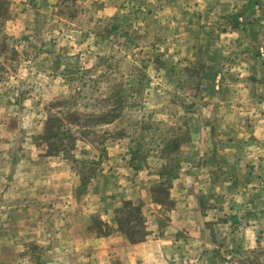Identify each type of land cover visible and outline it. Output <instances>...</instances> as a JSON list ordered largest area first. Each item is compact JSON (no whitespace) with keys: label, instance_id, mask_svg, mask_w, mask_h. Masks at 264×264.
Returning a JSON list of instances; mask_svg holds the SVG:
<instances>
[{"label":"rangeland","instance_id":"1","mask_svg":"<svg viewBox=\"0 0 264 264\" xmlns=\"http://www.w3.org/2000/svg\"><path fill=\"white\" fill-rule=\"evenodd\" d=\"M113 234L264 264V0H0V264H125Z\"/></svg>","mask_w":264,"mask_h":264},{"label":"crops","instance_id":"2","mask_svg":"<svg viewBox=\"0 0 264 264\" xmlns=\"http://www.w3.org/2000/svg\"><path fill=\"white\" fill-rule=\"evenodd\" d=\"M175 211H177L176 216H177V219H178L179 218L178 213L180 211H182V209H176ZM209 211H214V207H211ZM209 214H213V213L209 212ZM188 223L184 220V218H179L178 222H174V225L177 226L178 228H180V227H184L185 225H188ZM250 227H252V225ZM117 232H119V231L117 230ZM118 240H121V241L123 240V244L121 245V248H122V246H123V248H125V249H123V252H124L123 256H125L123 258V262H125V264H147L146 263L147 259H144V258H146L145 256L147 255V253L145 254V247H147L146 242H143L141 244L139 243V245H136V244H132L131 243L132 241H129V240L125 241V239L122 238L121 236L120 237H115V234H113V242H118ZM209 241L211 243L214 242L213 239H209ZM245 242L246 241H243L241 243H245ZM250 242H252V241L250 240ZM156 244L160 245L161 248H162L164 246L172 244V242L167 240L165 237H163L161 239L159 238V242H157ZM161 248H159V249H161ZM117 253H118V250H117ZM162 255L165 256V254H162Z\"/></svg>","mask_w":264,"mask_h":264},{"label":"trees","instance_id":"3","mask_svg":"<svg viewBox=\"0 0 264 264\" xmlns=\"http://www.w3.org/2000/svg\"><path fill=\"white\" fill-rule=\"evenodd\" d=\"M139 240H141V239H137L136 241H139ZM132 241V240H131Z\"/></svg>","mask_w":264,"mask_h":264}]
</instances>
